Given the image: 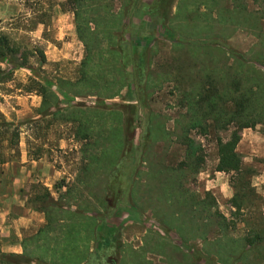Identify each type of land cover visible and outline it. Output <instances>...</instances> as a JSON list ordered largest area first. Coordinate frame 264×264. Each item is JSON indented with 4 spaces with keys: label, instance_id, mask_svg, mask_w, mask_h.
I'll return each mask as SVG.
<instances>
[{
    "label": "rangeland",
    "instance_id": "374dc122",
    "mask_svg": "<svg viewBox=\"0 0 264 264\" xmlns=\"http://www.w3.org/2000/svg\"><path fill=\"white\" fill-rule=\"evenodd\" d=\"M128 1H101L100 15L110 19L128 8ZM167 2L160 5H166L161 20L154 18L162 11L152 17L137 8L119 21L118 15L99 26L91 21L92 80L77 84L73 90L82 95H73L57 85L79 80L86 55L76 33L74 0H0V33L27 57L9 80L0 82V225L9 227L0 236V252L18 255L26 264H59L61 247L54 242L61 241L63 225L78 226L89 218L98 233L120 244L116 255L111 250V264H264L263 126L189 130L203 158L197 171L180 173L185 146L179 139L186 113L181 96L197 77V66L191 67L197 51L193 45L234 49L264 68L256 59L264 53V0ZM230 17L233 22L226 20ZM251 21L255 28L247 26ZM119 28L123 46L136 52L125 54L124 74L108 50L110 30ZM146 48L149 52L137 54ZM125 80L128 86L121 87ZM47 84L62 110L51 107L42 115L39 90ZM142 88L144 99L137 96ZM76 104H84L87 112L96 106L101 110L95 135L82 138L77 122L65 117ZM124 112L133 118L134 129L131 145L121 150ZM96 131L102 138L95 142ZM233 133L239 135L236 149L243 167L253 170L242 175L250 186L241 191L242 209L236 212L230 199L241 176L215 170L217 138L226 140ZM176 174L181 178L175 179ZM185 199L204 200L207 206L214 200L211 210L226 217V226H218L219 218L203 219L200 212L187 218L180 212ZM27 216L31 227L24 225ZM38 226L36 234L26 236ZM222 232L233 239L258 233L261 240L243 258L233 255L222 263L203 249L204 237L214 240ZM18 242L21 252L8 251ZM91 245L97 252L100 243L91 240Z\"/></svg>",
    "mask_w": 264,
    "mask_h": 264
},
{
    "label": "trees",
    "instance_id": "16d2710c",
    "mask_svg": "<svg viewBox=\"0 0 264 264\" xmlns=\"http://www.w3.org/2000/svg\"><path fill=\"white\" fill-rule=\"evenodd\" d=\"M101 1L103 0H74L75 8L73 12L76 33L79 40L85 46L86 55L82 61L81 77L79 80L76 82L60 80L57 85L59 88L71 92L73 95H82V92L73 90L77 84L92 80V76L90 75L93 73L91 67V43L93 37L89 26L91 21L96 25L100 24L101 21L107 23L116 17V15H118L119 21L123 14H129L131 11L134 12L137 8L140 11H144V14L148 16H152L153 14L156 16V13L160 11H162V16H165L166 5H168L167 0H157L155 4L151 5L144 3L143 0H129L128 8L107 19L100 15V11L105 7ZM253 1L258 2L259 0ZM163 3H166L165 8L164 6L160 7ZM87 13H92L95 18H88ZM226 20L233 22L234 19L230 17ZM167 21L171 22L170 20ZM247 26L252 29V27H256V23L252 21L247 22ZM118 31H120V28L119 30H110L108 50L118 59V65L119 67L122 66L124 74L125 54H135L136 52L134 48L127 50L123 46L122 38L118 35ZM252 33L256 37L262 36L255 32ZM193 46L197 51L191 67L197 66L195 72L197 77L191 84V88L183 92L180 100L181 105L186 108V113L183 115L184 122H182L179 139L185 146L184 164L188 165L186 169L184 168V164H182L180 173H183V171L187 172L188 170L197 171L198 165L203 160L202 156L198 153L200 146L189 136V130L198 129L201 132H206L211 125L215 129H226L229 125H233L241 130L257 124L262 125L264 130V68L256 67L243 53L234 49L222 48L212 44H194ZM147 52L149 51L146 48L137 52V54L141 55ZM199 53L202 58L199 57ZM256 55L258 61L264 62V53L260 52ZM26 61V54L20 51V47L14 44L7 35L0 33V82L9 80L12 77L13 70L24 66ZM2 64L11 66L3 68ZM123 77L125 79V75ZM120 85H122L121 87L128 86V82L126 80L125 82L122 81ZM137 90L138 98L144 99L146 97L144 88ZM39 94L42 97L39 107L40 114L45 115L49 113L51 107H55L56 112L62 110L58 105L59 98L57 94L48 84L40 86ZM86 109L84 104H76L72 107L69 115H64L72 121L77 122V134L82 138L95 135L94 126L97 123L95 116L101 111L97 106L89 108L94 110L92 111L94 113L87 112ZM133 129V118L127 112L126 114L124 112L121 126L122 138L119 140L121 150L126 144L131 145L130 133ZM96 133L95 142L98 141L99 137L102 138V133L98 134V131ZM113 139L117 146V131H114ZM238 141L239 135L237 133H233L226 140L217 138L218 160L215 166L216 171L241 176L237 185L234 184L235 193L230 199L231 205L235 208L234 212L242 209L241 191L245 189L249 190L250 186L249 180L241 179L242 175L253 174V170L243 167L241 154L236 149ZM114 158H111V160H114ZM174 178L180 179L181 174L174 175ZM183 202L184 209L180 208V212L185 214L187 218L191 219L193 215L196 216L200 212V216L202 214L204 217L203 219L214 222V219L219 218L217 222L218 226L220 228L226 226V217L217 208L211 210L212 207H215L214 200H212V204L209 206L206 205L204 200L188 203V199H185ZM76 214L73 213V215ZM87 219V221L79 223L78 226L74 224L65 225L67 223L63 225L64 232L61 241L54 242L55 245L58 244L57 246L60 245L61 247V251H59V255H61L59 256V264H111L108 261V258L111 257V250L114 251L115 255L116 252L118 253L120 244L112 243L110 236H103L102 233H98L94 222L89 218ZM203 239L205 245L203 249L206 255H216L220 262L227 263L233 255V257H236L235 260L243 258L250 250L249 248L261 240V237L258 233H255L251 237L244 236L240 239H233L228 237L225 232H222L220 238L207 240L204 237ZM91 240L100 243L97 252L94 249H90L89 242ZM207 245H209L208 248L206 247ZM0 263L26 264L21 260L20 256L3 252H0Z\"/></svg>",
    "mask_w": 264,
    "mask_h": 264
},
{
    "label": "crops",
    "instance_id": "0c3cea01",
    "mask_svg": "<svg viewBox=\"0 0 264 264\" xmlns=\"http://www.w3.org/2000/svg\"><path fill=\"white\" fill-rule=\"evenodd\" d=\"M156 1H157V0H143L144 3H147V4H149V5H151V4H155ZM168 3H170V2H168ZM159 13H160V12L156 13V16H157ZM162 15H163V14H161L160 17H156V18H154V19L161 20V19L164 18V16H162ZM154 16H155V14L152 15V17H154ZM165 18H166V17H165ZM41 223H42V224H41ZM41 223H40V224H41L42 226H44V225H46L47 221H46V220L43 221V219H42V222H41ZM43 224H44V225H43ZM24 225H27L26 227H29V226L31 227V226H33V224H32V220H30V217L27 216V217L25 218V224H24ZM6 229H9V227L7 228V227L5 226L4 223H3V225H0V236L5 237V236L9 233V230H6ZM38 230H39V226H38V229H37V230H35L33 233H27L26 236L36 234V233L38 232ZM19 233H20V231H19ZM19 233L16 232L17 235H20ZM19 240L21 241L20 238H19ZM54 244H55V243H54ZM91 248H92V245H91L90 249H91ZM8 251H14V252H16V253L21 252V243L18 242V245H16V246L13 247V248H10V250H8Z\"/></svg>",
    "mask_w": 264,
    "mask_h": 264
}]
</instances>
